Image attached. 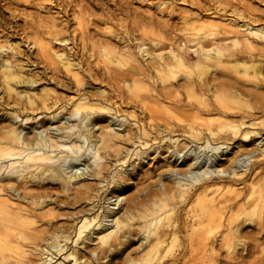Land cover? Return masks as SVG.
Instances as JSON below:
<instances>
[{
  "label": "bare ground",
  "instance_id": "1",
  "mask_svg": "<svg viewBox=\"0 0 264 264\" xmlns=\"http://www.w3.org/2000/svg\"><path fill=\"white\" fill-rule=\"evenodd\" d=\"M79 2L60 0L55 15L29 14L21 27L24 41L38 48L35 60L46 63L48 78L62 84L61 77L69 76L78 88L69 91L73 94L58 95L43 86L44 80L32 91L41 78L24 75L21 59L12 61L18 50L0 53V106L6 120L0 126V182L5 181L0 183V264H98L100 255L124 252L132 242L136 247L127 251L128 263L178 264L176 254L166 261L164 255L191 252L193 264H213L211 254L239 252L246 237L264 236L261 19L235 13L225 28L229 36L215 44L209 27L217 23L186 16L185 21L192 20L187 27L195 30L194 47L169 43L154 54L143 40L137 41L141 63L135 50L118 51L90 30L95 19L85 15L87 7ZM73 19L77 26L71 27ZM101 56L102 62L128 65L129 75L139 70L160 89L135 93L132 88L142 78L123 74L127 93H93L85 86L100 74L96 65ZM218 66L224 70L220 76L229 81L215 76ZM228 73L245 76L254 89L237 88ZM123 103L131 109L121 110ZM83 113L88 122L82 120ZM59 115L64 123H83L55 126L52 135L21 134L22 124L50 125ZM118 118L121 129L112 127ZM82 156L91 164L96 183L81 178ZM146 162L152 164L144 169ZM45 181L65 192L74 185L70 203L84 201L87 206L58 224L56 209L49 206L52 195L32 192V184L43 187ZM128 186L134 190L122 196ZM248 224L255 227L245 231ZM93 240L95 245L86 251V243Z\"/></svg>",
  "mask_w": 264,
  "mask_h": 264
},
{
  "label": "rangeland",
  "instance_id": "2",
  "mask_svg": "<svg viewBox=\"0 0 264 264\" xmlns=\"http://www.w3.org/2000/svg\"><path fill=\"white\" fill-rule=\"evenodd\" d=\"M8 0H0V45H4L2 47V51L0 53L7 55L12 49L18 50V55L14 58L12 57V61H17V59L23 62L24 75L34 77H40L41 81L40 84L37 85L32 91H37L42 87V80L45 82L43 86L49 87L53 89L58 95H68L73 94L69 91H74L76 88L75 85L72 83L73 79L69 76L61 77V83L59 84L57 79H49L51 74L48 72V68L46 63H39L38 59L35 60L38 48L31 46L24 41V34H22L21 27L23 22L25 23V19L30 16H39L47 17L49 15H55L54 11H57L55 3L60 0H15L19 2L17 5L9 4ZM76 2L80 1L79 3L83 4L87 7L85 15L91 14L89 18H93L95 20L90 21L88 28L90 30H97L99 32V37L106 38L110 40V47H115L118 51L126 49L135 50L136 60L143 61L141 52L137 49V44L142 41L145 43L147 50L157 54L162 50H166L168 48L169 43H173L174 45L184 42L189 47H194L196 41L191 40L192 37L195 36V30H190L189 26L187 27V23H191V21H185L186 16L188 18L194 17L197 15L198 18L201 19H211L214 23H217L215 27H209L210 31L214 33L213 38L211 41H214L215 44L219 43V40L225 36H229L226 32L227 24H229L231 19L234 18V14L237 12L244 13L247 17L258 16L261 19V23H264V0H75ZM54 2V3H52ZM164 2V3H162ZM63 3V2H60ZM15 7H14V6ZM250 5V6H249ZM17 6V7H16ZM254 9V11H253ZM215 11V12H214ZM15 14V16H14ZM215 14V15H214ZM214 15V16H213ZM28 16V17H27ZM72 16V15H71ZM70 16V17H71ZM213 16V17H212ZM52 17V16H50ZM187 18V19H188ZM185 19V20H184ZM185 21V22H184ZM76 22V23H75ZM92 22V23H91ZM71 27L77 26V20L73 19L69 22ZM112 44L114 46H112ZM71 45H67L66 47L69 48ZM13 47V48H12ZM114 48V49H115ZM8 49V50H7ZM54 49H62L61 46L54 45ZM6 51V52H4ZM190 58H194L195 56L191 52ZM19 56V57H18ZM104 59L101 56V60L98 67L100 72L99 75L96 77H92L88 80V84H86V88H88L93 93L101 90H105L108 92H115V89L122 90L124 93L126 92L127 87L122 83L123 81V74L125 77L130 78H142L140 81V85L134 86L132 90L135 93L140 95H144L146 92L154 91L155 89H160V86H156V83L151 79L138 72L133 75H129L130 69L127 65L122 64H114L109 61L102 62ZM113 61H116L115 57H112ZM148 60V59H147ZM21 62V63H22ZM38 62V63H37ZM110 62V63H109ZM106 63V64H105ZM26 64V65H25ZM26 68V69H25ZM31 68V70H30ZM223 69L221 66L215 68L214 73L219 80L229 81L226 77H221L220 74L223 73ZM233 79L236 80V87L239 89L246 90L247 88L254 89L252 82L247 80V78L243 75L230 74L228 73ZM262 75H264V70H262ZM128 77V78H129ZM70 78V80H69ZM49 79V80H48ZM69 80V81H68ZM153 80V79H152ZM47 81V82H46ZM51 83H50V82ZM57 83H56V82ZM122 81V82H121ZM49 82V83H48ZM47 83V84H46ZM66 85V88L64 86ZM72 83V84H70ZM151 83V84H150ZM234 83V84H235ZM250 86L248 87V85ZM150 85V86H149ZM154 85V86H153ZM73 86V87H70ZM82 86L81 89L84 87ZM141 86V88H140ZM247 86V87H246ZM1 87V84H0ZM158 87V88H157ZM242 87V88H240ZM245 87V88H244ZM72 88V89H71ZM1 89V88H0ZM18 89H22L19 87ZM26 89V88H25ZM78 89V88H77ZM137 89V90H135ZM146 89V90H145ZM149 89V90H148ZM128 92V91H127ZM126 92V93H127ZM147 92V93H148ZM146 93V94H147ZM5 94V93H4ZM3 95V90H0V96ZM137 100V99H135ZM251 101H255L252 99ZM124 105L121 106V110H126L125 112L129 111L130 105L123 103ZM128 108H127V107ZM124 107V108H123ZM128 109V110H127ZM2 108L0 106V126L6 123V120L1 115ZM64 115L67 113L63 112ZM61 116L59 115L56 118L52 119V123L49 125L46 122L44 123H34L33 125L22 124L20 126V130L22 135H32L34 132L37 131H44L43 133H47L52 135L55 131V126L58 127H65L68 124L73 125L74 128L76 126H81V122L77 125L73 119H68L64 122L61 120ZM81 116L80 114L78 115ZM39 117V116H38ZM85 113L82 114L81 118L84 122H88L89 119H84ZM47 118V117H46ZM45 118V119H46ZM112 127L121 129V126L118 124L120 119H113ZM100 124H105L104 120H100ZM19 125V123H16ZM89 126L92 127L96 133L98 132L97 126H93L90 124ZM251 147V145L249 146ZM147 158L145 159V161ZM151 160V159H150ZM152 162V161H151ZM87 161L86 157L82 156L81 159L78 161V166L81 171L84 172V175L81 178L86 179L90 183H96L97 180L93 179L91 174V164ZM137 163H134L133 166L135 170L137 169ZM152 163H144V169L147 168ZM132 165L129 166V168ZM138 168H140L138 166ZM70 170V169H69ZM71 172V170H70ZM137 181V179H136ZM1 184L5 185V181L0 182ZM140 185V184H139ZM32 192H47L48 195H52V200L49 206H53L56 209L57 217L54 219L57 221L58 224L64 223L66 221H70L73 217H76V211L79 210L82 206H87L86 202L80 201L75 204H72L69 201V196L74 194L72 189L68 192H65L61 189V187L57 186V184H52L51 182H44L43 187H37L36 184H32ZM128 190L122 192V196H127L130 192L134 190V187L131 188L128 186ZM22 190H19L18 193H21ZM146 193V190L143 191ZM57 200V202L55 201ZM113 201V200H111ZM123 203L125 205L124 198L122 199V206ZM79 215V214H78ZM255 226L252 224H248L244 227L245 231H249L253 229ZM96 240L88 241L86 244L88 248L86 251L90 250L95 245ZM245 247L243 249L240 248L239 252H216L215 254H211L210 256L214 259L213 264H264V236L260 238H252L246 237L245 238ZM136 247V243L132 242L131 245L125 250L124 252H111L109 256L100 255L98 264H132L131 262H127L126 256L128 254V250L131 248ZM86 254L88 252H85ZM176 254L180 260L178 264H193L192 263V253L191 252H167L164 255V260H169L171 254ZM202 252H200V255ZM207 254V253H203ZM136 256L135 252L132 254L131 257ZM97 262V261H96ZM195 264H201V262H196Z\"/></svg>",
  "mask_w": 264,
  "mask_h": 264
}]
</instances>
